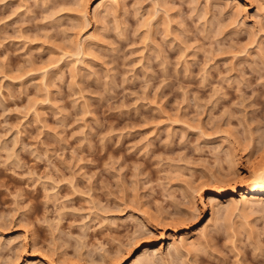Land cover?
<instances>
[{
    "label": "rangeland",
    "instance_id": "rangeland-1",
    "mask_svg": "<svg viewBox=\"0 0 264 264\" xmlns=\"http://www.w3.org/2000/svg\"><path fill=\"white\" fill-rule=\"evenodd\" d=\"M87 2L0 0V264H264V0Z\"/></svg>",
    "mask_w": 264,
    "mask_h": 264
},
{
    "label": "bare ground",
    "instance_id": "bare-ground-1",
    "mask_svg": "<svg viewBox=\"0 0 264 264\" xmlns=\"http://www.w3.org/2000/svg\"><path fill=\"white\" fill-rule=\"evenodd\" d=\"M94 1L96 3H95V7L93 8V10H94V14L96 16V19H98L100 17V15L102 16V14H101L102 8H103V6L105 7L107 3L110 2L112 4L111 10H114L115 8H117L118 5L123 6V4H124V3L123 4H120V2L121 1L123 2L124 0H120V1L119 0H94ZM231 1H233L235 3V5H242V0H231ZM86 2H87V0H86ZM87 3H86V5H87ZM83 5H84L83 8H85L86 7L85 1H84V4ZM108 8H110V6ZM118 9H119V7H118ZM105 13L107 14L108 12H105ZM85 14H86V12H85ZM83 17H85V15ZM103 17H101L100 19H103ZM83 19L85 20V18H83ZM100 19H98V20H100ZM81 24H83V22ZM84 24H83V26H84ZM91 33H89L88 35H86V38H90L89 40H91V39L94 38V37H92V34L93 33L92 34ZM93 35L95 36V34H93ZM87 40H85V41H87ZM86 43H88V45L90 44L89 42H86ZM84 44H83L82 47H84ZM207 192L210 193L211 201L214 200V202L212 201L213 205L215 204V201L218 200V202L215 205L216 207H217V204L221 203L220 197L222 195H225V194L229 195L230 196V199H236V196L237 195L240 196L239 201L241 202L240 204H241L242 209L248 207L249 205L252 206L251 202H256V201H259V199L260 200L261 199H264V160L261 161L258 165L257 164H254V163L252 164V167H250V171L247 173L246 179H241L240 178V179H238L237 182H235L234 185H232V184L230 185L229 184V186L223 185L222 183L221 184L216 183V184H213V185L209 186L208 189H207ZM234 201H236V200H233V202L230 203V204H234ZM240 204L237 205V206H240ZM205 232H206V230L204 231V229H202L200 231V233H203V234ZM196 233H197V231H196ZM192 234H194V233H192ZM192 234L187 233V234L183 235L181 238H179V240L176 239V238H172L171 237V240L169 242V246L171 245L173 248H175L176 250L179 251L185 244H194L192 240L195 237L192 239V237L194 236ZM203 234H200V235H203ZM139 257L137 258V256H136L137 259H135V258L134 259H131V257H127V259L124 262H120L119 264H143V263H146L145 261H147V260L150 261L149 259H152L149 256V259L143 261V259H144L143 256H141L142 259H141V257L140 258ZM146 257H147V255H146ZM146 257H145V259H146ZM149 264H151V262H149Z\"/></svg>",
    "mask_w": 264,
    "mask_h": 264
}]
</instances>
